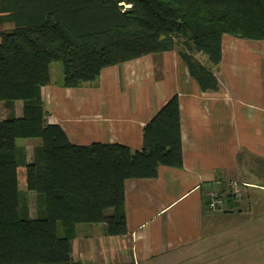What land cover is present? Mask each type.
I'll return each mask as SVG.
<instances>
[{
    "label": "trees",
    "instance_id": "trees-1",
    "mask_svg": "<svg viewBox=\"0 0 264 264\" xmlns=\"http://www.w3.org/2000/svg\"><path fill=\"white\" fill-rule=\"evenodd\" d=\"M0 23L12 24L0 31V101H22L21 116L0 119V264H74L78 224L128 233L127 179L183 168L180 99L145 125L140 150L75 145L48 122L41 89L50 64L62 62V86L78 88L106 67L175 51L202 91L219 92L223 37L264 41V0H0ZM27 138L39 139L31 161L18 144Z\"/></svg>",
    "mask_w": 264,
    "mask_h": 264
},
{
    "label": "crops",
    "instance_id": "crops-1",
    "mask_svg": "<svg viewBox=\"0 0 264 264\" xmlns=\"http://www.w3.org/2000/svg\"><path fill=\"white\" fill-rule=\"evenodd\" d=\"M227 36L222 62L214 69L222 92L202 91L177 52L167 60L185 69H127L124 63L104 68L98 80L78 88L63 87V78L54 79L51 69L50 84L41 89L48 122L58 123L75 145L121 143L140 150L145 125L173 95L180 99L183 168L160 166L157 178L127 179L128 233L109 236L102 223L78 224L74 264H243V256L227 250L253 247L264 254L258 237L264 234V182H240L250 186L234 205L227 186L239 182L247 161L264 171V69L259 70V86L241 88L242 75L232 80V69L221 66L229 48L239 44ZM11 110L21 116L22 101H0V119ZM38 142L18 140L29 161ZM211 192L222 198L214 211L208 206ZM27 194L34 217L35 193ZM238 212L244 216L236 217ZM248 257L257 264L261 255L255 250Z\"/></svg>",
    "mask_w": 264,
    "mask_h": 264
},
{
    "label": "rangeland",
    "instance_id": "rangeland-1",
    "mask_svg": "<svg viewBox=\"0 0 264 264\" xmlns=\"http://www.w3.org/2000/svg\"><path fill=\"white\" fill-rule=\"evenodd\" d=\"M12 27L11 23H0V31L2 30H9ZM232 40L239 45L235 48H229L230 50V56H227L225 63L221 66V69H232L233 75L232 80L237 81L239 75H242L243 78H241L240 87H251L259 86L260 81V72L264 69V41H252V40H245V39H239L232 36H227L225 40ZM1 41V39H0ZM241 45V46H240ZM228 49L227 47H225ZM176 52H169V53H161V54H153L152 57H148L145 60L150 59L149 61L145 60H134L130 61L128 63H125L123 66L127 69H139V66H142L143 69H185L183 64L181 62L171 64L167 58L169 57H176ZM200 59H204V57L199 56ZM167 61V63H166ZM50 68L52 70H55L56 72H53L52 77L54 79L57 78H63V65L62 62L55 61L50 64ZM59 73V74H58ZM219 79V77H218ZM226 80V79H225ZM221 87V86H220ZM222 92V88H220V91ZM260 106V105H259ZM252 109H254V106L252 105ZM256 111V110H255ZM261 113V108L257 110ZM261 162L260 159H258L256 163ZM251 162L247 161L243 167H241L242 175L239 180L240 182L255 180L257 182H264V180H261L258 178H264V171L261 173V171L257 170L256 168L251 167ZM259 167L260 164H259ZM239 170V171H240ZM264 170V169H263ZM258 171L260 173H258ZM233 181V180H232ZM228 184V183H227ZM242 184V183H241ZM253 188H250L249 190H252ZM256 191H262L259 188H255ZM245 194V192L242 194V196ZM246 195L243 196V199ZM247 216H250L248 210H244ZM242 216H244L243 212H240ZM239 212L235 215L236 217L241 216ZM255 229V228H254ZM258 234V233H257ZM259 237V245L264 246V234H258ZM234 248V247H233ZM230 248L227 250L230 254H239L243 256V264H252L251 259H249V255H253L254 251L260 252V261L258 263L263 264L264 260V254L257 250L256 248L250 247V248H244L241 249L240 252L233 251L234 249ZM257 263V264H258Z\"/></svg>",
    "mask_w": 264,
    "mask_h": 264
},
{
    "label": "built area",
    "instance_id": "built-area-1",
    "mask_svg": "<svg viewBox=\"0 0 264 264\" xmlns=\"http://www.w3.org/2000/svg\"><path fill=\"white\" fill-rule=\"evenodd\" d=\"M229 186L232 190L233 196L240 197L242 195L243 189L250 186L249 184L243 183L242 185L237 183L236 181L230 182ZM222 203V198L218 193L211 192L210 193V201H209V208L214 211L216 210L220 204Z\"/></svg>",
    "mask_w": 264,
    "mask_h": 264
}]
</instances>
